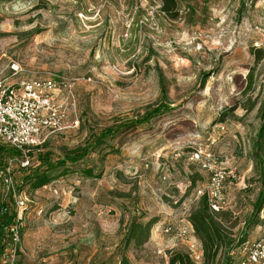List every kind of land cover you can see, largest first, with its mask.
I'll use <instances>...</instances> for the list:
<instances>
[{"label":"rangeland","instance_id":"obj_1","mask_svg":"<svg viewBox=\"0 0 264 264\" xmlns=\"http://www.w3.org/2000/svg\"><path fill=\"white\" fill-rule=\"evenodd\" d=\"M177 3L171 17L161 0H0V82L75 79V105L48 140L56 154L158 104L171 108L46 186L26 188L20 264H169L176 250H202L194 232L176 233L208 183L195 150L231 172L228 227H246V240L262 234L261 217L246 221L264 185L253 155L264 108V0ZM133 222L149 227L145 243L126 242Z\"/></svg>","mask_w":264,"mask_h":264},{"label":"built area","instance_id":"obj_2","mask_svg":"<svg viewBox=\"0 0 264 264\" xmlns=\"http://www.w3.org/2000/svg\"><path fill=\"white\" fill-rule=\"evenodd\" d=\"M13 69L14 73H18V66L13 65ZM74 86L75 79L63 74L18 82H0V144L21 152L19 163L22 167L27 168L32 164L30 150L41 148L53 134L64 128L69 108L74 107L76 101ZM75 124H79L78 119ZM191 160L198 162L209 175L207 185L197 189V198L206 196L213 212L224 210L227 204L225 184L231 172L208 150H195ZM0 175L7 190L14 188L11 164L1 170ZM28 201L25 192L15 195L17 216L6 227L10 240L4 246L0 264H19L23 240L22 212L27 208ZM260 217L264 220V208ZM190 231L194 232V229L188 220L182 223L176 233L185 239ZM164 232H173V227L167 225ZM239 248L243 253L239 264H264V230L258 239L246 240ZM190 250L195 261L203 260L200 246L195 249V245H192Z\"/></svg>","mask_w":264,"mask_h":264},{"label":"trees","instance_id":"obj_3","mask_svg":"<svg viewBox=\"0 0 264 264\" xmlns=\"http://www.w3.org/2000/svg\"><path fill=\"white\" fill-rule=\"evenodd\" d=\"M161 1L162 10L166 14L171 17L178 16L177 0ZM170 109L169 106L163 103L158 104L135 118L103 128L100 132L92 134L85 144L76 148L65 149L61 154H56L50 149L47 141L41 148L29 151L32 164L27 168L22 167L19 163L22 155L20 151L0 144V171L5 170L11 164L14 179V188L6 189V192L0 191V259L4 246L10 240L6 227L14 222L17 216L14 202L15 195L26 193L27 187L35 191L46 186L59 176L67 173L69 165H76L90 153L102 148L108 139L117 136L119 132H127L138 127L151 125L156 118ZM261 115L262 124L257 133L253 155L255 160L260 164L261 181L264 184V108ZM17 172L22 174L20 179L17 178ZM83 173L87 176L94 175L92 168L83 169ZM263 208L264 185L255 201L252 216L246 221L248 227L257 223ZM225 209L213 212L209 207L207 197L203 196L199 206L192 210L189 216L195 236L202 244L203 260L197 262L189 252L176 250L170 255L169 264H233V253L246 241L247 229L245 227L237 234L231 230L227 225L230 214ZM143 229L149 230V227L147 228V226H143L141 223L133 222L129 229V234L126 236V242L130 243L135 239L137 244L145 243L148 240V236L143 232V237H140V232ZM21 232L23 237L22 229ZM123 261H125L124 264H128L126 258Z\"/></svg>","mask_w":264,"mask_h":264}]
</instances>
